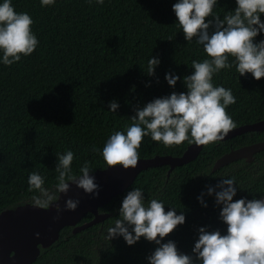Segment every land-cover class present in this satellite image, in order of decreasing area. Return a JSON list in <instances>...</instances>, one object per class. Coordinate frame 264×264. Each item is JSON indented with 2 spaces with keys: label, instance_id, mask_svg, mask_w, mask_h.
I'll return each instance as SVG.
<instances>
[{
  "label": "trees",
  "instance_id": "trees-1",
  "mask_svg": "<svg viewBox=\"0 0 264 264\" xmlns=\"http://www.w3.org/2000/svg\"><path fill=\"white\" fill-rule=\"evenodd\" d=\"M174 2L105 0L97 5L56 0L50 7H41L39 0H12L15 11L32 17L31 29L39 44L13 65H0V212L32 203L27 183L30 172H39L45 177L44 186L52 188L56 153L73 151L76 174L84 161L92 172L104 169L107 165L99 152L91 151L93 145L100 149L112 131H123L131 123L134 107L172 91H185L179 79L170 88L165 72L180 77L190 74L191 61L204 59L206 54L194 40H184L174 23ZM234 6V0H218L214 11L223 16ZM150 55L160 59L151 77L144 72ZM213 83L232 89L236 102L225 111L236 127L264 119V77L256 80L247 73L238 76L235 68L222 69ZM112 99L119 104L115 114L107 111ZM259 141H264V130L245 132L203 145L194 160L175 167L168 176V165L142 170L127 189L99 208L109 214L104 221L76 233L70 226L63 227L58 240L42 249L32 264H146L152 242L141 238L129 246L122 237L105 238L106 227L117 217L120 200L131 187L142 188L146 199L164 200L165 211L168 206L177 208V213L184 210V224L165 239L190 253L197 227L224 231L217 218L219 207L214 206V195L206 194L207 186L234 177L240 189L234 200L264 194V149L251 162L240 159L211 171L224 153ZM188 145L185 141L165 146L145 136L139 158L180 156ZM202 192L207 207L197 201ZM92 217L87 213L79 223Z\"/></svg>",
  "mask_w": 264,
  "mask_h": 264
},
{
  "label": "clouds",
  "instance_id": "clouds-1",
  "mask_svg": "<svg viewBox=\"0 0 264 264\" xmlns=\"http://www.w3.org/2000/svg\"><path fill=\"white\" fill-rule=\"evenodd\" d=\"M86 3L104 4L105 0H85ZM41 7H50L56 0H39ZM234 7L223 16L214 9L218 0H175L171 10L175 24L186 42L202 47L206 58L191 61V73L180 77L165 72L164 80L174 88L181 80L185 91H172L134 107L131 123L123 131L110 133L99 152L107 166L122 169L135 168L140 154L141 140H151L165 146L185 141L206 145L224 139L236 127L226 107L236 102L231 88L213 83L214 75L222 69L235 68L238 76L246 73L259 80L264 77V0H234ZM32 17L27 12L14 10L12 0H0V65L11 66L30 55L39 41L32 31ZM259 39H256L257 36ZM171 40V39H170ZM160 64L158 56L150 55L144 72L154 75ZM145 86H149L146 82ZM119 104L108 102L107 111L115 114ZM55 183L51 189L44 186L45 177L39 172L28 174L27 183L34 207L48 209L74 183L86 194L96 196L98 185L91 175L88 161L73 172L74 153L66 150L56 153ZM234 177L220 178L214 186H207L206 194L214 195V206L219 207L218 220L224 231L200 226L196 229L190 253L181 252L172 239H165L178 225L185 222L184 210L168 206L156 197L146 199L143 189L131 187L123 194L117 217L106 227L107 240L117 236L131 246L141 238L152 242L154 248L145 257L146 264H264V198L241 196L233 199L238 190ZM34 190V191H33ZM240 190V189H239ZM202 192L197 196L201 207H207ZM79 201L66 199L64 208L74 210ZM59 213V205H56ZM38 235V234H37Z\"/></svg>",
  "mask_w": 264,
  "mask_h": 264
},
{
  "label": "water",
  "instance_id": "water-1",
  "mask_svg": "<svg viewBox=\"0 0 264 264\" xmlns=\"http://www.w3.org/2000/svg\"><path fill=\"white\" fill-rule=\"evenodd\" d=\"M263 130L264 119L233 128L221 141L245 132ZM202 147L203 145L189 144L180 156L155 155L150 158H139L135 168L122 169L119 165H114L95 170L90 174L95 177L94 182L99 186L96 196L86 194L74 183H69L68 191L59 194L55 204L50 205L46 210L34 207L28 202L2 210L0 212V264H32L42 249L49 248L58 240L63 227L70 226L72 232L76 233L104 221L109 214L99 212V208L127 189L142 170L168 165V176L175 167L194 160ZM263 149L264 141L231 149L214 161L211 171L240 159L251 162L254 155ZM69 198L79 201L74 210L64 208V202ZM260 198H264V194ZM56 205H59V213L56 211ZM87 213L92 214V219L79 223Z\"/></svg>",
  "mask_w": 264,
  "mask_h": 264
}]
</instances>
